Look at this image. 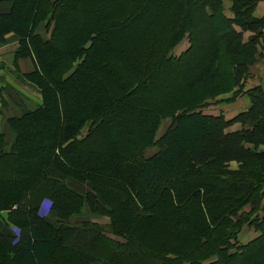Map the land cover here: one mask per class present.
<instances>
[{
    "label": "trees",
    "instance_id": "trees-1",
    "mask_svg": "<svg viewBox=\"0 0 264 264\" xmlns=\"http://www.w3.org/2000/svg\"><path fill=\"white\" fill-rule=\"evenodd\" d=\"M32 1L25 0L20 15H0V32L11 28L23 35L17 55L31 56L34 62V70L24 78L41 94L39 106L7 119L11 142L0 130V170L4 171L0 177H6L8 170L24 175L21 186L0 195V215L5 212L3 220L18 228L16 234L0 231V264H125L129 255L153 264H264L262 87L247 89L250 106L229 119L182 104L199 85H209L216 78L227 76L228 86H242L264 38V17L252 16L260 0H231L232 16L223 13V0H195L189 11L185 6L182 14L176 12L170 25L149 19L145 11H155L157 5L169 1L186 5V0H118L115 10L100 15L76 38L70 37L72 44L64 54L58 50L68 36L61 30L58 8L73 0H40L39 14L29 17ZM143 20L137 35L131 37L133 27ZM40 21L45 22L48 38L34 32ZM120 31L128 33L123 44L128 45L122 48L125 56L111 53L109 64L101 60L103 68H98L106 50L102 37L118 39ZM247 31L252 35L245 38ZM186 34L188 47L174 55L173 48ZM46 54L59 62L53 75L48 72ZM224 56L228 60L221 61ZM133 61L136 69L130 67ZM155 70L161 75L169 71L186 89L179 100L155 107L147 116L139 108L138 97L144 88L158 84ZM68 91L79 96L71 112L63 106V93ZM125 103H132L130 114L124 113ZM131 114L145 128L136 138ZM164 115L173 118V126L154 140ZM49 122H55L54 129L47 130ZM235 122L241 128L229 131ZM112 125H121L124 132L118 152L87 165L82 154L100 152L101 130ZM30 127L33 139L42 142L26 145ZM153 144L157 150L145 156L144 150ZM258 145L262 150H253ZM39 154L44 156L41 161ZM34 158L39 159L37 167L18 172L21 162ZM231 161L238 163L235 169H228ZM109 176L118 183H109ZM7 180L0 178V183ZM176 180L184 183L182 192L172 185ZM74 181L88 184L91 191L77 190ZM128 184L137 191H128ZM179 194L195 206L189 214L197 228L193 242L188 240L183 220L178 219L163 236L153 232L163 216H178ZM45 198L54 202L51 209L56 221L40 214ZM85 204L109 222H72L71 216ZM129 206L137 208L144 222L139 232ZM208 210L213 213L210 217ZM244 225L257 231L246 242L241 234ZM118 253L122 260L116 258Z\"/></svg>",
    "mask_w": 264,
    "mask_h": 264
},
{
    "label": "rangeland",
    "instance_id": "rangeland-1",
    "mask_svg": "<svg viewBox=\"0 0 264 264\" xmlns=\"http://www.w3.org/2000/svg\"><path fill=\"white\" fill-rule=\"evenodd\" d=\"M195 0H186V5L184 2H177V1H169L164 2L162 5H157L155 7V11L147 10L145 11V14L148 15L149 19L157 21L159 24H166L170 25V20L173 15H176V12L178 11V14H182V10L185 6H187V10L189 11L192 7V3L194 4ZM118 4V0H73V1H65L63 2L59 8H58V14L61 22V30L64 32L66 37L65 40L62 41V47L63 49H59V54H64L66 50L68 49V46L72 44V42H69L70 37H77V34L79 31L83 30L85 27L93 25L100 15L108 14L115 10ZM145 5V2L141 4V6ZM41 1L40 0H33L31 6L27 10V14L29 17L31 16H37L40 11ZM152 9V6L151 8ZM154 10V9H153ZM225 11L223 10V13L225 14ZM184 13V11H183ZM226 15V14H225ZM184 19V18H183ZM192 21L191 19H189ZM146 21L143 20L141 23H138L137 26H134L130 36L135 37L137 35V32L139 28H141ZM186 21L182 20L181 23H184ZM39 25H42V21L38 22L36 27H39ZM35 27V28H36ZM44 36L42 38H48V31L46 29L45 23H44ZM128 33L126 31H120L118 39H110L109 36L102 37L101 42H104L106 44V50L104 51V55L100 57V65H98V68H103V65H101V60H105V63L107 62L109 64V56L111 53L116 54L118 57L125 56L126 52L122 51V48L127 46L123 45L125 41H127ZM47 36V37H46ZM65 42H68L67 45ZM129 43V42H127ZM188 37L187 34L179 40L177 45L173 48L172 53L174 55L180 54L182 51H184L188 47ZM129 47V46H128ZM127 47V48H128ZM98 52V49L93 50L94 55H96ZM120 54V55H118ZM228 56H224L221 58V61L228 60ZM45 60L47 62L48 66V72L50 71V75H53L54 67H56V64L59 63L57 58L52 57V55L46 54ZM96 61V60H95ZM133 64L130 65L132 69L137 68V64H135V61L132 62ZM108 64H105L106 69L109 68ZM96 68V67H95ZM154 75H156V79L158 84L153 86L150 90H147V88L143 89V94L138 97L139 100V108H144L148 113L153 112L155 107L159 108L164 105V103L170 104L173 101H177L180 99V94L183 92V90L186 89L185 84L182 83L176 76L172 75L169 71L164 73L163 75L159 74L156 70L154 71ZM216 78L212 80L209 85H199L194 92H190L188 95V99L182 104H190L191 106L197 107L199 110H201L203 113L212 114L218 111H225L227 110V106L224 104L227 103L230 99L236 97L243 91V87L240 85V87H231L228 86L229 78L222 77ZM95 83V79L93 78L90 81V86H93ZM243 85V84H242ZM30 86V85H29ZM53 87V86H51ZM229 87V88H227ZM30 88V87H27ZM31 89V88H30ZM9 91V90H8ZM31 91L36 92L34 88H32ZM10 92V91H9ZM69 93L65 94L63 93V106L65 110H68L71 112V108L76 104V101L78 100L79 96H75V93H70L71 91H68ZM148 92V93H147ZM147 93V94H146ZM225 107V110L223 109ZM132 108V103H125L123 110L124 113L130 114V109ZM182 109L178 110L176 114L181 112ZM223 115V114H222ZM129 117L132 119L133 123L131 124V127L135 128L136 134L135 138L139 137L138 133L143 132L145 128L138 123L137 118L134 117L132 114ZM59 122V120H58ZM55 122H49V125L47 126V130H52L55 127ZM127 123V122H126ZM129 123V122H128ZM5 123L0 119V126H4L5 133L8 134V131L5 128ZM173 126V118L171 116H163L160 119V123L154 133V140L157 139L163 132H165L168 128ZM38 127L37 125L33 126V128ZM122 126L121 125H112L111 127H103L101 130L103 140H102V149L100 152L96 151H90L86 154H82V158H84V162L87 165H91L93 163H96L98 159L101 158L103 160L106 157L113 156V153L118 152L117 146L121 145L123 140V133L121 131ZM86 128H83L82 134L85 133ZM32 127L27 128V131L25 133L26 137V145H34L35 143H40L43 140H36L33 139L31 136ZM253 148V147H252ZM157 150V147L153 144L151 146L146 147L144 150L145 156L152 155ZM253 150L261 151L262 147L258 145ZM84 152V151H83ZM44 156L39 154L40 161L43 159ZM39 159H32L26 162H21L18 172L26 170L29 167H32L34 164L37 167ZM68 166V165H67ZM238 166V163L236 161H231L228 164V169H235ZM26 167V168H25ZM34 168V167H33ZM2 170H0L1 172ZM4 172V171H2ZM24 172V171H23ZM6 177H0L2 179L10 178V180H7V182L0 183V195L2 193H5L9 191L14 186H21V182L24 180V175L16 176L12 173L8 172L6 173ZM5 176V175H4ZM109 180V183L116 184L117 179L114 176H109L107 178ZM172 185H176L179 187V191L182 192L184 189V183L180 182V180H176L173 182ZM73 187H75L79 191L83 192H90V187L88 184H81L79 182L74 181ZM126 187V186H125ZM128 191L136 192L137 189L134 188L131 184H128L126 187ZM178 191V192H179ZM264 191V190H263ZM227 199V196L225 198H221V202H225ZM47 200L43 199L40 205V212L42 208H47ZM194 204L190 199H185L181 194L178 195L177 203H175V209L176 213H178V216L175 217V213H172L170 217L163 216L160 220V222L156 223L155 229H153L154 234L156 236H163L164 233L167 234V232L173 227V225L176 223V221L183 220L187 223V226L185 227V230H187L188 233V240L190 242H193L195 240L196 235V223L193 219L189 217L190 211L194 208ZM165 208V207H164ZM121 208H118L117 211H120ZM248 209V208H247ZM128 211L131 215V218L133 222L135 223L136 220V226H137V232L142 230L144 228V222L139 217V212L136 207L129 206ZM209 217L213 215L211 213V210H208ZM155 214H158V212H155ZM1 215L5 216V212H2ZM0 215V231H9L11 234H16L18 232V228L15 224L11 222H6V220H3L2 216ZM44 218L56 221L58 217L56 216V213L53 209H51L50 214L42 215ZM72 222H82L85 220H90L92 222H96L98 224L106 225L109 222V219L107 216H102L100 214H96L94 212H91L89 207L85 204L83 208L77 212L76 214H73L70 218ZM125 221V220H123ZM210 226V225H209ZM241 234L247 239L252 238L257 235V231L254 230L252 226L244 225V227L241 230ZM193 235V236H192ZM147 245V243L145 242ZM129 258L125 259V264H153L151 261H145L144 259L136 258L129 255ZM118 260H122V257L120 253L117 254L116 257ZM119 264V263H117Z\"/></svg>",
    "mask_w": 264,
    "mask_h": 264
},
{
    "label": "crops",
    "instance_id": "crops-1",
    "mask_svg": "<svg viewBox=\"0 0 264 264\" xmlns=\"http://www.w3.org/2000/svg\"><path fill=\"white\" fill-rule=\"evenodd\" d=\"M24 5L25 0H0V15H20ZM231 5V0H223V10H227L225 11L227 16H232ZM252 16L264 17V0H260L256 4L252 11ZM44 23L42 21V25L34 28V32L39 33L42 37L45 34ZM262 31L264 33V28ZM250 35H252L250 31L245 32V38ZM22 38L23 35L15 29L9 28L0 32V119L5 123L8 134L5 133L4 126H0V130L4 132L5 139L8 142L13 140V135L8 129L7 119L12 116H20L25 111L32 110L41 104V94L38 88L24 78L26 74L34 70V62L31 56L17 55V49ZM260 41L255 60L249 64L248 74L242 82L243 91L224 104V106H227V110L223 107L225 111H218L212 114H223L226 119H229L250 106L251 100L246 93L247 89L261 86L264 91V38L260 39ZM32 88L36 92L31 91ZM240 128L241 123L239 122L228 126L229 131ZM249 239L251 238L246 239L244 237V242Z\"/></svg>",
    "mask_w": 264,
    "mask_h": 264
},
{
    "label": "clouds",
    "instance_id": "clouds-1",
    "mask_svg": "<svg viewBox=\"0 0 264 264\" xmlns=\"http://www.w3.org/2000/svg\"><path fill=\"white\" fill-rule=\"evenodd\" d=\"M47 199V198H46ZM54 202L50 199L47 200V208H42L40 214L41 215H47V214H50V211H51V205L53 204Z\"/></svg>",
    "mask_w": 264,
    "mask_h": 264
}]
</instances>
